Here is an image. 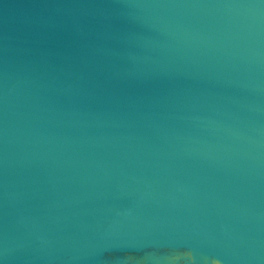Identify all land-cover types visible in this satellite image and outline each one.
Returning <instances> with one entry per match:
<instances>
[{
    "label": "water",
    "instance_id": "obj_1",
    "mask_svg": "<svg viewBox=\"0 0 264 264\" xmlns=\"http://www.w3.org/2000/svg\"><path fill=\"white\" fill-rule=\"evenodd\" d=\"M0 264H264V0H0Z\"/></svg>",
    "mask_w": 264,
    "mask_h": 264
}]
</instances>
